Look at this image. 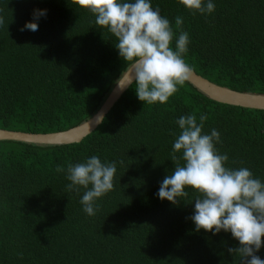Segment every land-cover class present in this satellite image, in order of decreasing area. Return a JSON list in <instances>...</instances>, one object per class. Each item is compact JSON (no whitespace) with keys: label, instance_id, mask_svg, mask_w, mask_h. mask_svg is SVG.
<instances>
[{"label":"trees","instance_id":"trees-1","mask_svg":"<svg viewBox=\"0 0 264 264\" xmlns=\"http://www.w3.org/2000/svg\"><path fill=\"white\" fill-rule=\"evenodd\" d=\"M214 3V12L201 15L179 0H152L174 40L189 34L184 59L195 73L264 94V0ZM34 10H46L38 31H20ZM0 16V129L51 133L77 126L126 71L115 38L78 0H0ZM189 114L197 122L205 114L203 131L220 133L216 147L228 155L227 167H247L264 180V110L220 103L188 81L166 103L143 104L133 81L79 142L0 140V264H240L227 251L239 246L230 233L195 230L194 201L173 205L156 196L175 167V121ZM92 155L115 161L117 172L113 190L89 216L80 203L84 190L66 189V169ZM256 254L264 259V246Z\"/></svg>","mask_w":264,"mask_h":264},{"label":"clouds","instance_id":"clouds-1","mask_svg":"<svg viewBox=\"0 0 264 264\" xmlns=\"http://www.w3.org/2000/svg\"><path fill=\"white\" fill-rule=\"evenodd\" d=\"M179 2L201 15L215 10L214 0ZM78 4L93 14L97 26L115 38L114 46L126 62L125 70L130 71L137 98L143 104L166 103L190 79L193 69L184 59L189 34L181 31L174 40L169 19L158 7L153 8L152 0H78ZM41 17L46 18V10H34L33 20L25 22L20 31L37 32ZM4 23L0 16V27ZM182 23V17L175 18L176 25ZM206 119L200 114L197 122V116L189 114L175 121L179 129L172 144L175 167L160 183L156 196L173 205L194 201L190 219L196 231L230 233L239 246L228 248L229 254L239 256L240 264H264L256 254L264 246V180L247 167L226 166L228 155L216 147L221 143L220 133L215 128L210 134L203 131ZM56 171L65 169L57 166ZM116 172L115 161L92 155L67 166L70 183L66 189L77 193L83 189L82 210L94 216L98 199L113 190Z\"/></svg>","mask_w":264,"mask_h":264},{"label":"water","instance_id":"water-1","mask_svg":"<svg viewBox=\"0 0 264 264\" xmlns=\"http://www.w3.org/2000/svg\"><path fill=\"white\" fill-rule=\"evenodd\" d=\"M133 81L130 71L126 70L122 77L115 83L96 113L77 126L51 133H32L0 129V140L10 139L38 144H68L79 142L101 123L105 114ZM188 82L211 99L220 103L264 110V94L240 92L220 86L203 78L194 71H192Z\"/></svg>","mask_w":264,"mask_h":264}]
</instances>
